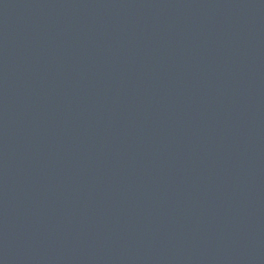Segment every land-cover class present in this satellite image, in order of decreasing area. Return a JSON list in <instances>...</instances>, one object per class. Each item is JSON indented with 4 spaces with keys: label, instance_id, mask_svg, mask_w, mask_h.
Returning a JSON list of instances; mask_svg holds the SVG:
<instances>
[{
    "label": "water",
    "instance_id": "95a60500",
    "mask_svg": "<svg viewBox=\"0 0 264 264\" xmlns=\"http://www.w3.org/2000/svg\"><path fill=\"white\" fill-rule=\"evenodd\" d=\"M0 264H264V0H0Z\"/></svg>",
    "mask_w": 264,
    "mask_h": 264
}]
</instances>
